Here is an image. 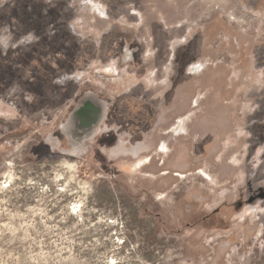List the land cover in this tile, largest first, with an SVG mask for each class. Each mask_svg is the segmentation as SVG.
Returning a JSON list of instances; mask_svg holds the SVG:
<instances>
[{"label": "rangeland", "instance_id": "1", "mask_svg": "<svg viewBox=\"0 0 264 264\" xmlns=\"http://www.w3.org/2000/svg\"><path fill=\"white\" fill-rule=\"evenodd\" d=\"M0 264H264V0H0Z\"/></svg>", "mask_w": 264, "mask_h": 264}, {"label": "flooded vegetation", "instance_id": "2", "mask_svg": "<svg viewBox=\"0 0 264 264\" xmlns=\"http://www.w3.org/2000/svg\"><path fill=\"white\" fill-rule=\"evenodd\" d=\"M148 62V61H147ZM145 64V62H143Z\"/></svg>", "mask_w": 264, "mask_h": 264}]
</instances>
